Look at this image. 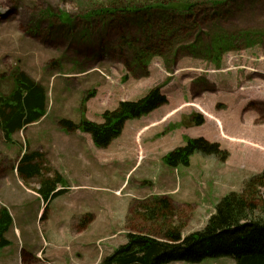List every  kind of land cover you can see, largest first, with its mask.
<instances>
[{
  "label": "rangeland",
  "instance_id": "374dc122",
  "mask_svg": "<svg viewBox=\"0 0 264 264\" xmlns=\"http://www.w3.org/2000/svg\"><path fill=\"white\" fill-rule=\"evenodd\" d=\"M192 1L197 4L192 15L176 16L170 20L168 14L164 19L160 10L139 9L133 13L137 9L127 7L128 0H0V96L12 91V76L17 69H21L46 87V124L60 130L58 124L63 119L76 124L82 118L101 123V115L107 110H114L120 100L138 101L152 87L160 86L169 98V104L160 114L167 110L169 117L174 116L163 133L170 126H176L166 133V138L155 141L154 149L148 154L153 158L148 159L147 156L144 163H139L137 167L131 162L120 165L121 161H118L120 164L103 165L100 159L104 152L93 145L90 137L88 139L79 132L69 134L72 140L69 145L76 149L68 161L70 171L56 163L39 160L42 174L31 180L20 178L15 168L23 164L19 161L20 151L26 145L39 149L41 142L32 131H20L15 134L12 143H7L0 131V207L9 206L16 217L21 204L31 199L34 201L29 210L33 211L36 206L34 197L41 182L53 179L56 174L66 180L67 187L100 185L98 194L106 196L113 195L116 184L124 183L125 187L134 188L144 181H153L154 177L168 170L162 157L183 147L184 136L203 137L229 154L226 162L214 156H193L192 171L197 173L198 168L203 164L205 166L201 168L203 180L198 194L207 192V199L219 186L223 192L227 187V193L222 194L220 199L232 192L241 193L244 183L264 171V38L252 47L238 43L236 49L226 54L220 63L210 62L203 58L200 51L190 53L186 48L189 38L201 37L202 41V36L214 29L264 33V0ZM211 2L225 4L214 6ZM102 8L119 10V13L88 18L91 11ZM142 20L154 29L174 23L170 25L174 26V37L156 40L151 35V38H146L139 33L144 26ZM148 40L149 47H158L161 56L151 61L146 72L134 67V52L128 43L143 45ZM129 66H132L131 69ZM150 68L154 73L149 77ZM88 92L97 95L84 103ZM83 107H87L84 112ZM194 117H202L205 124L194 126ZM105 154L109 156L115 152L110 150ZM257 155L261 158L256 162V168L251 167L252 163L243 169L235 167L234 159L238 164L248 163L251 156L255 158ZM150 160L154 164L149 165ZM222 164L228 165L226 170L219 169ZM180 170L187 168L180 167ZM169 171L175 181L174 176L179 172L170 168ZM220 173L228 175V179L217 180ZM211 179H214L213 184L209 182ZM253 190L250 188L248 192ZM178 194L179 191H171L165 197L170 199L171 209H162L160 201L156 202L153 198L131 206L117 201L110 221L112 226L121 221L118 229L126 234L122 245L127 243L129 233L160 237L162 225L179 226L184 236L200 231L210 216L207 218L204 212L194 216L198 213L190 209L178 210L172 199ZM259 195L264 198V190ZM69 200L66 196L59 202L67 203ZM211 210L207 211L210 215L214 212L213 208ZM167 211L173 212L167 214ZM90 214L84 206H77L69 220L55 226H71L68 236L74 237L78 229L89 226L93 217ZM106 214L110 215V212ZM45 223L46 218L43 225L47 231ZM6 258L0 254V264ZM199 264L236 262L223 257L206 259Z\"/></svg>",
  "mask_w": 264,
  "mask_h": 264
},
{
  "label": "trees",
  "instance_id": "16d2710c",
  "mask_svg": "<svg viewBox=\"0 0 264 264\" xmlns=\"http://www.w3.org/2000/svg\"><path fill=\"white\" fill-rule=\"evenodd\" d=\"M145 1L128 0L127 7H135L137 10L132 11L133 13H137L139 9L142 11L160 10L163 11L161 14L164 19L168 14L167 18L172 20L176 16L192 15L196 9L194 7L197 6L192 0ZM211 4L223 6L225 3L211 2ZM116 13H119V10L102 8L91 11L88 18L91 19L93 16L101 18ZM142 23L144 26L139 29V33L145 35L146 38H151V35L156 40L174 37V26H170L174 23L168 26L163 24L158 29H154L143 20ZM165 32L166 35H164ZM202 37L204 38L202 41L201 37L189 38L186 42L188 51L190 53L200 51L206 60L220 63L226 54L236 49L238 43H246L248 47H252L259 43L261 38H264V33L246 31L237 33L214 29ZM149 45L150 40L143 45L128 43L129 48L134 52L133 61L136 69H144L147 72L150 62L156 56H161L158 47L152 45L149 47ZM131 67L129 66V69ZM12 81V91L8 95L0 96V131L7 143H12V137L16 133L38 122L47 110V93L40 83L21 69L14 72ZM93 97H95V92H90L84 99V103ZM166 104H168V99L163 94L162 88L157 86L140 100L122 101L115 110L103 113V123L98 124L83 118L79 124H76L63 119L59 122V126L67 133L80 130L89 134L97 148L106 149L120 137L128 120L148 116ZM192 123L195 126H202L205 124V120L202 117H194ZM175 128V125L170 126L163 134ZM195 154L214 156L222 162H226L229 158V154L222 151L218 144L202 137H187L185 145L165 155L163 162L172 169H177L180 166L189 167L191 158ZM33 158V155H24L21 163L28 164L27 167L24 168L23 165L17 167L19 175L25 179L42 174V169L39 168L41 166L28 163ZM63 183L62 176L56 174L53 179L41 182L38 192L46 201L51 196L56 198L66 192L65 189L55 192ZM250 188H254V190L248 192ZM262 190H264V171L244 183L241 193L232 192L220 199L215 207V212L200 231L190 233L183 238L182 228L172 225L165 226L160 237L129 233L127 234V243L105 257L101 264H171L176 262L198 264L206 259L223 257L232 258L236 264H264V198L259 195ZM155 201H160L162 209H171L169 198L156 199ZM170 212L173 211H167V214ZM45 218L44 213L41 220L44 221ZM12 223L10 210L5 206L0 207V249L9 245L5 235Z\"/></svg>",
  "mask_w": 264,
  "mask_h": 264
},
{
  "label": "crops",
  "instance_id": "0c3cea01",
  "mask_svg": "<svg viewBox=\"0 0 264 264\" xmlns=\"http://www.w3.org/2000/svg\"><path fill=\"white\" fill-rule=\"evenodd\" d=\"M151 73L153 74L154 72L152 71ZM161 112L162 109L157 110L146 118L128 121L121 137L114 141L108 149L103 150L104 154L100 159L101 163L105 165L106 163L111 164L115 162L124 165L131 162L136 167L140 162L143 164L147 156L148 159L153 158V155L148 154L154 149L155 141L162 138L159 137V134L163 132L164 127L170 121V118H167L165 121V117L168 116L167 112L160 114ZM47 125L46 118H44L24 129L26 133L32 131V134L34 133L42 144V147L39 149L27 148L26 153L33 155L35 158L28 163L38 166L39 160L42 162L46 160L47 163H56L61 168H64V170L70 171L68 161L71 160L72 155L76 151V149L69 145L72 143V140L64 132ZM32 129H35L37 132H33ZM110 150H114L116 155L111 154L107 156L105 152ZM139 150L142 153V157H139ZM114 156L115 159L113 158ZM250 158L248 163L241 162L239 164L234 159L235 167L243 169L252 163L251 167L256 168L258 166L256 162L261 157L257 155L255 158L253 156ZM118 161L121 162L119 163ZM152 164L154 162L150 160L149 165ZM22 165L26 168L28 164L23 162ZM192 166L191 162V166L187 170H179V173L177 172L181 188L179 194L172 199L175 205L179 207V209L177 208L178 210L190 209V211L198 213V215L194 214V216H200L199 214L204 212L203 214H207L208 218L214 213L210 215L212 208L215 211V206L222 194L227 193V187L224 188L225 192L219 188L220 186L216 187L208 199L205 198L207 192L205 194H198L201 192L200 187L203 180L201 168L205 166L203 164L201 168H198L197 173L195 170L192 171ZM227 166L226 164H222L219 169L226 170ZM170 174L168 169L163 171L159 176L154 177L153 181H144L134 188L125 187L124 183L116 184L112 190L113 195L108 196L98 194L101 190L100 185L95 184L87 187L74 186L69 192L48 201L47 205L41 196L36 194L34 197L36 199V206L33 208V211L29 210V208H31L34 200L27 199L21 204V209L16 215L17 220L14 216L15 213L6 205L12 214L14 223L5 235L9 241V245L0 250V254L7 256L1 263L100 264L104 256L113 253L114 250L125 243L124 235L126 234L124 231L118 229L121 227V221L115 226H112L110 221L113 218L112 212L116 209L117 201H122L126 206H131L134 203L139 205L154 197L169 196L168 193L174 191L176 187V181H173ZM20 178L26 180L25 177L20 176ZM227 179L228 175L223 176L222 173L217 176V180ZM212 180L214 179H211L209 182L213 184ZM119 191L122 192L121 195L117 194ZM66 196L70 199L69 202H59V199ZM77 206H84L94 218L88 227L78 229L74 237H69L67 231L70 230L71 226L56 227L55 224L59 225L62 221L69 220L72 210ZM45 209L47 231L40 222L41 214ZM208 210H210L209 213L207 212ZM106 212H110V215H107ZM161 227L164 228L165 225Z\"/></svg>",
  "mask_w": 264,
  "mask_h": 264
}]
</instances>
